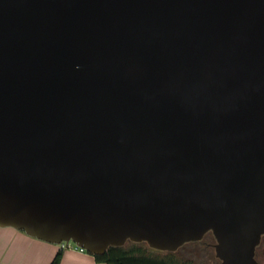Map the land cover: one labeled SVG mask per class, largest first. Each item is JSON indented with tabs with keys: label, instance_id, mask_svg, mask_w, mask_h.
Segmentation results:
<instances>
[{
	"label": "water",
	"instance_id": "1",
	"mask_svg": "<svg viewBox=\"0 0 264 264\" xmlns=\"http://www.w3.org/2000/svg\"><path fill=\"white\" fill-rule=\"evenodd\" d=\"M0 228L260 264L264 0H0Z\"/></svg>",
	"mask_w": 264,
	"mask_h": 264
},
{
	"label": "crops",
	"instance_id": "2",
	"mask_svg": "<svg viewBox=\"0 0 264 264\" xmlns=\"http://www.w3.org/2000/svg\"><path fill=\"white\" fill-rule=\"evenodd\" d=\"M38 241L24 232L0 228V264H50L60 251L63 252L60 264H102L90 254Z\"/></svg>",
	"mask_w": 264,
	"mask_h": 264
},
{
	"label": "trees",
	"instance_id": "3",
	"mask_svg": "<svg viewBox=\"0 0 264 264\" xmlns=\"http://www.w3.org/2000/svg\"><path fill=\"white\" fill-rule=\"evenodd\" d=\"M206 237L211 238L216 245L212 233L205 235L199 243L204 242ZM180 249L176 252H160L152 250L146 244L130 242L123 247H110L103 255L93 257L102 264H190L189 260L184 259ZM62 256L63 252H58L50 264H60Z\"/></svg>",
	"mask_w": 264,
	"mask_h": 264
},
{
	"label": "rangeland",
	"instance_id": "4",
	"mask_svg": "<svg viewBox=\"0 0 264 264\" xmlns=\"http://www.w3.org/2000/svg\"><path fill=\"white\" fill-rule=\"evenodd\" d=\"M35 240V238H34ZM38 242H41L40 240ZM43 243V242H41ZM130 243V242H128ZM49 244V243H45ZM53 246H59L57 244H50ZM72 247L75 246V249L80 251V248L76 246L75 243L70 244ZM215 242L211 238H205L204 242L199 243H188L181 247L180 251L184 259L189 260L190 264H220V261L216 258ZM82 253H87L83 250ZM256 259L260 264H264V236L261 240L260 245L256 251Z\"/></svg>",
	"mask_w": 264,
	"mask_h": 264
},
{
	"label": "built area",
	"instance_id": "5",
	"mask_svg": "<svg viewBox=\"0 0 264 264\" xmlns=\"http://www.w3.org/2000/svg\"><path fill=\"white\" fill-rule=\"evenodd\" d=\"M70 244L71 243H63V244H61V246H62L63 249H65V248H73V249H75V246L72 247ZM80 251L83 252V249L80 248Z\"/></svg>",
	"mask_w": 264,
	"mask_h": 264
}]
</instances>
